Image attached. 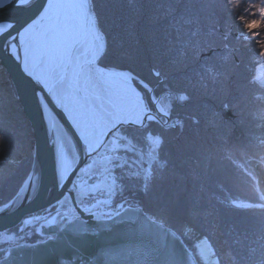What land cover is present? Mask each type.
<instances>
[{"label": "trees", "instance_id": "obj_1", "mask_svg": "<svg viewBox=\"0 0 264 264\" xmlns=\"http://www.w3.org/2000/svg\"><path fill=\"white\" fill-rule=\"evenodd\" d=\"M249 2L261 0H237L235 11L246 19H261L249 14L254 9L245 11ZM95 4L98 26L106 36L102 65L131 70L164 97L170 111L166 126H152L154 136L162 140L154 183L145 189L128 169L117 170L112 204L127 201L163 213L198 264L193 244L202 237L220 264H259L264 259V210L232 208L226 198L254 201L257 189L264 192V89L249 82L255 65L264 60L259 56L264 26L254 29L252 43L245 45L235 38L236 24L222 12L221 0H95ZM170 9L178 10L177 15L187 9L199 16V35L187 46L186 55ZM229 29L234 35L226 40ZM206 63L216 70L215 79L201 74ZM157 71L160 77L155 76ZM180 94L189 99H173ZM124 131L139 149V133ZM32 135L4 71L0 73V204L25 178Z\"/></svg>", "mask_w": 264, "mask_h": 264}, {"label": "snow or ice", "instance_id": "obj_2", "mask_svg": "<svg viewBox=\"0 0 264 264\" xmlns=\"http://www.w3.org/2000/svg\"><path fill=\"white\" fill-rule=\"evenodd\" d=\"M12 5L30 15L18 28L14 22L0 18V52L13 59L22 75L32 84L31 95L38 102L41 119L46 121L49 132H57L61 157L60 181H64V172L71 164L65 158V137L57 122V115L66 118L76 130L87 157L83 167L78 165L73 170V175L78 172L86 179L82 180V186L73 182V187L69 189V195L76 192L75 203L83 205L79 211L97 221L106 219L115 222V217H126L139 226L141 235L147 236L151 241V246L147 248L120 249L115 255L108 256V261L117 264L119 260L135 255L138 257V264H186L187 253L178 248L179 236L169 227L163 213L131 205L127 208L120 205L118 210L100 215L92 211V208L100 204H107V200H97L89 207V202L95 199L93 191L97 189L100 177L104 178L103 192L112 196L115 191L114 173L117 170L128 169L145 189H149L154 183L156 151L162 140L154 139L152 126L168 122L169 108L161 106L164 97L156 95L131 70H118L102 65L100 61L106 54V36L98 26L95 0H0V10ZM236 6L237 0H221L222 12L236 24L235 38L247 45L252 43V36L256 35L254 29L264 26V0L260 4L249 2L245 9L246 12L254 9L249 14H259L261 19H246L235 11ZM177 12L176 9H170L168 15L172 16L181 52L186 55L187 46L199 35L200 19L196 13L187 9L179 15ZM185 36L189 40L185 41ZM227 38L226 34L225 39ZM259 56L264 57V44H261ZM6 70L7 66L0 63V73ZM215 71L206 63L201 74L215 79ZM161 75V72H155L156 77ZM249 82L254 88L264 89V72L252 76ZM138 86L150 95L143 94ZM173 99L185 102L189 96L180 94ZM125 129H135L139 133V149L136 143L126 140ZM2 139L0 136V140ZM125 156L126 159L123 158ZM109 178L112 179L111 184L107 183ZM23 191L21 188V192ZM66 202L67 197L58 201L61 207ZM226 202L236 209L264 210V192L257 189L254 201L238 203L235 199L226 198ZM14 206L15 201L5 203L0 207V215ZM48 216L50 219L39 216L22 217L13 227L0 229V264H37L36 253L26 252L35 249L36 245L19 242L25 238V229L34 221L45 219L49 226L58 230L57 235H47L46 239L39 241L40 244L53 241L65 232L84 234L89 231L87 222L71 208L64 212L56 210L55 216L51 213ZM239 242L237 236L236 243ZM194 252L204 264H220L219 260L210 259L216 253L208 239L201 240ZM259 264H264V259Z\"/></svg>", "mask_w": 264, "mask_h": 264}, {"label": "water", "instance_id": "obj_3", "mask_svg": "<svg viewBox=\"0 0 264 264\" xmlns=\"http://www.w3.org/2000/svg\"><path fill=\"white\" fill-rule=\"evenodd\" d=\"M29 15V12L19 10L15 5L0 10V18L14 22L17 28L20 27L23 21L27 20ZM225 33L227 35H234V33L230 32V29ZM0 63L7 66L5 72L11 79L15 90V97L29 122L33 134L32 157L25 178L17 187L15 193L4 203L0 204V207H3L5 203L15 201L14 208L0 215V229L13 227L22 217H27V215L36 213L39 210L42 212L37 214L39 217H48L49 219L48 214L50 211L43 212V210H48L49 206L55 204L62 195H66L74 207L76 214L80 215L81 219L87 222L89 231L84 234L65 232L59 234L58 238L53 241H46L45 244H40L39 241L46 239L47 235H57L58 230L54 226H49L45 222V219L39 220L37 223L39 238L32 241H19L22 244L36 245L35 249L26 250V252L29 254L36 253L37 264H57V262L59 264H81V262H84V264H112L111 261H108L107 257L115 255L120 249L150 247V239L147 236L141 235L138 231L139 226L133 224L126 217H115V222L106 219L97 221L95 218L79 211L81 207L75 203V191L69 195V189L73 187V182H75L73 170L78 165L80 166L87 157L84 155L83 144L79 140L78 133L62 115H57V120L59 121L60 128L65 131L64 135L70 143V151L73 157L69 162L71 167H68L69 170L66 173V178L62 183L56 184L55 177L57 176L59 167L55 161L57 154L55 153L54 146V140L56 139V136H54L55 131L49 132L46 121L41 119L40 109L37 106L38 102L31 95L32 84L19 71L16 62L9 58L6 53L0 52ZM56 111L58 112L59 110ZM153 111L155 112V108H153ZM53 114L56 115V112ZM163 126H166V124ZM21 188L24 189L23 192H21ZM237 202L241 203L242 201ZM246 202L243 201L242 203ZM115 205L117 207H115L114 211L118 210L120 205H123L125 208L131 205L143 210L140 204H121L120 202ZM93 211L97 215L114 212L106 208L102 212L96 209ZM171 229L175 231L173 228ZM177 236H179L178 233ZM177 246L184 249L187 253L185 257L186 264H198L181 236H179ZM117 264H138V257L132 255L127 257V259L119 260Z\"/></svg>", "mask_w": 264, "mask_h": 264}, {"label": "bare ground", "instance_id": "obj_4", "mask_svg": "<svg viewBox=\"0 0 264 264\" xmlns=\"http://www.w3.org/2000/svg\"><path fill=\"white\" fill-rule=\"evenodd\" d=\"M23 54L21 53V56H22ZM260 72H262V68H260L259 70H258V72L256 73V75L258 74V73H260ZM60 120V119H59ZM61 121V120H60ZM57 122H59L58 120H57ZM55 130H53V132H54ZM61 132H62V134H63V136L65 137V143H66V147L64 148V153H65V158L67 159V161L68 162H70L71 161V159H72V157H73V155H72V152L70 151V143H69V141H67V139H66V136L64 135L65 134V131H63L62 129H61ZM54 136H56V139L54 140V142H55V144H54V146H55V153H57L56 154V157H55V161H56V164H57V166L59 167V169H58V172H57V176L55 177V182H56V184H59V183H62L63 181H60V171H61V169H60V159H61V157H60V154H59V149H58V144H57V132L55 131L54 132ZM72 155V156H71ZM86 160H87V158H86ZM85 160V161H86ZM84 161V162H85ZM84 162H82V164L80 165V167H83L84 166ZM89 163H90V161H89ZM69 170V168H67L66 169V171L64 172V177L66 178V176H67V171ZM74 179V181H75V184H77V185H81L82 186V180L83 179H86V177H82L78 172H77V174L75 175V177L73 178ZM103 182V180H99V183H98V185H97V189H100V188H103V185L101 184ZM50 185V184H49ZM52 186V185H51ZM49 188H51L50 186H48ZM45 190H47V189H45ZM75 196H76V192H75ZM67 197V202L64 204V206L63 207H61V205L58 203V201H61V200H65V198ZM97 200H100V201H104V200H106V199H104V200H102L101 198H96L95 200H93V202L92 203H90L89 204V207H91L93 204H95L96 203V201ZM53 206H54V208H55V212L52 214V216H55L56 215V210H59V211H61V212H64V211H67L69 208H71V209H73L74 210V207L72 206V204L69 202V198H68V196H66V195H62L56 202H55V204H53ZM50 207V206H49ZM79 207H83V205H79ZM98 210V211H103L104 210V206L103 205H99L98 207H95V208H92V211L93 210ZM75 211V210H74ZM42 213V212H41ZM29 216H32V217H35V216H38L37 214H35V213H33V214H31V215H27V217H29ZM49 219H50V217H49ZM35 222H37L38 223V221H34L33 223H35ZM45 222H47V221H45ZM204 240V239H203ZM201 241V240H200ZM200 241H198L197 243H196V246L200 243Z\"/></svg>", "mask_w": 264, "mask_h": 264}, {"label": "rangeland", "instance_id": "obj_5", "mask_svg": "<svg viewBox=\"0 0 264 264\" xmlns=\"http://www.w3.org/2000/svg\"><path fill=\"white\" fill-rule=\"evenodd\" d=\"M261 62H262V63H260L261 66L264 65V60L261 61ZM255 66H256L257 68L255 67L256 70L254 71V76H255L256 73H257V69H258V67H260V66H258V63H257ZM149 95H150V94H149ZM161 106H164V104H162ZM167 120H168V119H167ZM119 134H120V133H118V135H119ZM154 139H158V137H157V136H154ZM126 140H128V139L126 138ZM31 143H32V145H33V142H31ZM31 151H32V150H31ZM114 176H115V174H114ZM100 179L104 181V178H103V177H100L99 180H100ZM107 183H108V184H111V183H112V179L109 178L108 181H107ZM101 184L103 185V188H104V183L102 182ZM103 188L96 189V190L93 191V196L95 197V199H96V198H101L102 200L106 199V200L108 201L107 204H101V205L105 206V208L108 209V210H113V211H114V210L116 209L115 207H117V205H115V204L120 203V202H121V204H123L122 201H116L115 203L112 204V196H113V195H112L111 197H109L107 194H105V193L103 192ZM95 199H93V200H95ZM93 200H91V201L89 202V204L92 203ZM239 200L243 202V200H241V199H239ZM244 201H247V200H244ZM242 202H241V203H242ZM247 202H248V201H247ZM51 209H52V210H51ZM49 211H50V212H49ZM39 212L41 213V211L39 210V211L36 212L35 214H38ZM43 212H49V213L52 214V213L55 212V208H54V206L52 205V207H49L48 210H43ZM37 225H38L37 222H35V223H33L32 225H30L28 228H26V229H25V234H24V236H28L29 234H37V235L39 236V234H38V232H37ZM37 239H38V238H37ZM23 240H25V238H24ZM200 240H203V238H200V239H198V240H195L193 246H195V244H196L198 241H200ZM195 248H196V246H195ZM194 253H196V252H194ZM195 255H196V257H198L200 263H201V264H204V261L200 259V257L198 256V254L196 253ZM210 259H211V260H217V258L214 257V256H212Z\"/></svg>", "mask_w": 264, "mask_h": 264}]
</instances>
